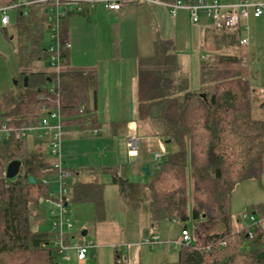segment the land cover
<instances>
[{
    "label": "trees",
    "instance_id": "16d2710c",
    "mask_svg": "<svg viewBox=\"0 0 264 264\" xmlns=\"http://www.w3.org/2000/svg\"><path fill=\"white\" fill-rule=\"evenodd\" d=\"M46 9L47 4L42 3L19 6L12 24L14 33L8 25L1 27L5 38L13 42L20 67L15 83L23 84L24 91L15 97L9 92L0 95V125L18 128L36 122L46 106L59 109L63 126L78 123L95 128L96 71L68 67L67 57L58 75L39 63L47 57ZM75 14L88 16L86 5L65 10L61 17L63 41ZM242 26L216 31L213 48L242 45ZM55 78L58 87L52 93L48 85ZM196 79L193 87L190 76L180 69L173 42L155 39L153 55L138 62L132 122L137 135L169 140L175 149L154 168L147 186L108 168L110 183L117 186L127 205L145 197L153 223L176 220L187 229L186 222L191 220L196 226L204 221L209 226H223L221 231L199 232V241L180 245L178 259L164 264H264V228L258 221L234 228L229 202L240 182L260 181L264 176V98L243 76L236 55L213 54L202 61ZM45 83L48 85L43 86ZM30 141L13 135L6 143L0 141V264H59L49 227L32 228L35 221L41 223L39 210L51 191L43 180L53 170L48 156L32 148ZM12 160L20 161L19 173L4 177ZM68 170L71 175L77 173ZM104 187L99 179L76 180L69 185L68 201L91 202L95 215L101 217ZM114 254V264H126L116 247Z\"/></svg>",
    "mask_w": 264,
    "mask_h": 264
},
{
    "label": "crops",
    "instance_id": "0c3cea01",
    "mask_svg": "<svg viewBox=\"0 0 264 264\" xmlns=\"http://www.w3.org/2000/svg\"><path fill=\"white\" fill-rule=\"evenodd\" d=\"M6 1H9L8 4H10L15 0H0V3ZM32 1L46 4L42 2L43 0ZM154 1L157 2L127 3L119 11L107 9L103 2L90 5L84 3L88 16L75 14L69 20L67 41L70 44V49L67 52V62L65 63L71 68L96 71V118L98 121L95 128L82 126L78 123L63 126V130L68 129L69 131L91 129L94 132L96 130L92 136L96 138L94 143H97L96 147H98L97 157L91 158L90 165L77 163L73 167L67 164L66 157L67 153L71 155L67 138L73 136L74 132H64L62 147L66 153L64 155L65 166L67 165V168L77 172L74 176L78 175L72 183L76 180L100 179L102 174L109 177L107 182L110 183L111 175L107 169H116L113 165H115V161H118V158L121 161L127 160L126 165L128 167L127 169L122 167V171L124 177L127 175L125 178L128 179L129 173H132L131 170L129 171V166H132L129 159L137 158L135 164L141 166L148 162L149 158L141 152L138 156H129L125 140L129 132L135 131L137 133L136 124L132 122L133 117L129 120V95L132 98L130 108L133 116L138 62L141 58L153 55L144 53H149L150 50L154 53L155 39L173 42L178 61L183 68L180 69L185 73H189L187 70L192 59L188 54L184 55L183 52L187 53L192 47L196 54L193 63L194 66L196 64L195 68L198 71L194 76L195 79L200 72L202 61L209 59L213 54L224 53L238 56L243 76L264 98V15L254 17L250 14L243 21L240 35L247 39L246 44L215 50L213 41L216 31L210 26L208 19L202 17L200 23L193 24L187 11L179 10L173 17L161 4L163 1L172 0ZM219 1L235 3L240 0ZM247 1L264 3V0ZM14 10L16 11V9ZM92 35L95 40L96 54L93 61L91 57H86L88 54L86 39L91 38ZM46 37L48 39V33H46ZM47 45L44 43V46ZM64 141L65 143H63ZM34 142L36 144L35 149L46 151L45 144H40L35 140ZM132 170L134 172V168ZM118 174L122 175L121 173ZM87 233L88 231H86ZM200 237L198 235L195 238L199 241ZM168 244L170 245V243ZM100 245H102L101 242L87 253L86 264L89 257H97L103 254V248ZM123 259L126 264L135 262L133 256L124 255V252ZM75 261L79 264L76 258Z\"/></svg>",
    "mask_w": 264,
    "mask_h": 264
},
{
    "label": "rangeland",
    "instance_id": "374dc122",
    "mask_svg": "<svg viewBox=\"0 0 264 264\" xmlns=\"http://www.w3.org/2000/svg\"><path fill=\"white\" fill-rule=\"evenodd\" d=\"M9 1L5 3H0V5H7ZM7 14L9 16L8 30L11 33H14L12 24L16 20V11L14 9H8ZM1 17V15H0ZM0 23V95L9 92L12 97L17 96L19 93L24 91L23 84L15 83V76H17L20 67L17 64L16 58L14 56V45L12 41H9L2 33ZM45 42L48 44V39L45 37ZM86 50L88 54L86 57H91L92 61L95 58V40L93 35L91 38L86 39ZM46 47V46H45ZM144 54H153V51L150 50L149 53ZM184 55L190 56L192 59L189 64V69L186 73L191 78V85L194 87L197 84V79L194 78L198 71L194 66L193 59L196 56L195 50L190 47L188 52H183ZM144 56V55H143ZM196 59V58H195ZM39 63L42 65L44 70L50 69L48 64L47 57H43L42 60H39ZM180 68L182 66L180 65ZM183 69V68H182ZM48 85V83L43 84V86ZM131 95H129V120L132 118L131 105ZM135 103V98H134ZM135 107V104H134ZM103 130V129H102ZM69 131L68 129L64 132ZM74 132L73 136H69L67 139L70 154L67 153L66 162L69 166L73 167L77 163L90 165L91 158L97 157V143H94L96 138L93 135L91 129L80 130L77 129ZM139 138V152L146 155L149 158L148 162L150 164V171L153 173L155 166H157L160 161L153 160V152L160 151L162 158L166 157L170 152L175 148L172 143H165L164 140L152 138V151L151 153L145 152L146 148V137L138 134ZM63 141V140H62ZM31 142V141H30ZM38 142V141H36ZM45 139H41L38 143L44 144ZM65 143V141L63 142ZM31 147H36L34 141L31 143ZM62 153H64L62 147ZM130 156V155H129ZM49 160L52 158L49 156ZM65 160V159H63ZM137 158L129 159L131 162V167L129 166V180L137 183H141L144 186H147L152 175H146L142 171L141 165L135 164ZM127 160L118 158V161H115V170L118 173H121L124 177L122 167L127 169ZM146 163V164H147ZM67 166V165H66ZM72 175L70 184H72L74 178H77L78 175ZM89 176V174H88ZM101 178L99 181L105 182L104 187V215L99 217L95 215V209L91 202H73L68 201L67 208L69 211L71 223L73 226L74 234L71 239L70 244L74 243L84 244L85 241L91 240L94 244L102 243L103 254L97 257H89L87 264H114L115 258V246H122L124 255L133 256L135 262L133 264H164V262H174L178 259V250L180 245L177 241L180 239V233L182 229V224L176 220H160L158 223H153L151 221L148 210L146 209L147 199L144 197L141 201H135L126 204L124 198L119 194L118 188L116 185L108 183L106 175H100ZM99 176V177H100ZM127 176V175H126ZM125 176V177H126ZM53 178V175L50 176ZM80 179H83L79 177ZM53 181V180H52ZM191 179L188 180V200L191 204ZM52 188L57 190L56 182H52ZM230 211L233 219V227L237 228L242 225H250V221L240 220L239 216L243 212H250L255 215L256 220L259 222V225L264 228V176L261 180L249 179L240 182L232 192L230 199ZM51 206L46 203L43 204L39 210V215L41 216L39 223L35 221L32 228L37 230H46L48 228V210ZM187 228L190 232L192 242H197L196 236L199 235V232H216L223 230V226L218 223V225L209 226V224L204 221L202 224L196 226L192 221L186 222ZM198 227V229H197ZM86 230L88 233L83 236L82 232ZM149 237H158L163 243L160 245L149 246L143 241ZM170 243V245L168 244ZM174 247H173V246ZM127 247V248H125ZM118 250V249H117ZM119 251V250H118ZM69 260H62L58 256L59 264H77L75 261L76 253L75 250L71 247L68 249Z\"/></svg>",
    "mask_w": 264,
    "mask_h": 264
},
{
    "label": "built area",
    "instance_id": "2783aa9c",
    "mask_svg": "<svg viewBox=\"0 0 264 264\" xmlns=\"http://www.w3.org/2000/svg\"><path fill=\"white\" fill-rule=\"evenodd\" d=\"M47 5V22H48V39L46 46L48 64L50 71L58 75L64 67L66 54L70 49L69 42L63 41L61 38V17L66 9L80 10L83 3L94 4L97 2L105 3V7L109 10L119 11L124 4L134 2H157L154 0H43ZM32 0H15L7 5H0V23L5 26L9 24L8 9H16L19 6H29L35 4ZM159 3V2H158ZM166 7L171 16H176L179 10L188 12L190 21L193 24L200 23L202 17L209 20L213 30L219 32L222 29H236L243 25L251 14L254 17L264 15V3H251L247 0H240L235 3H222L219 0H172L161 2ZM241 44H246L247 39L241 38ZM58 87L57 79L50 81L48 90L52 93ZM44 114L36 122L24 123L18 128H11L5 124L0 125V141L8 140L12 135L15 138L27 137L31 140L40 141L45 139L44 143L46 151L44 152L51 160V169L53 170V178L44 179L49 183L51 191L49 197L44 200V204L48 203L51 208L48 210V227L51 231V246L54 253L62 260H69L68 249L71 247L75 250L76 260L79 264H86L87 253L96 247L93 241L87 240L84 244H70L73 238L74 230L71 223L69 211L67 208L68 191L71 180V173L65 166L64 155L62 153V140L64 135L62 117L59 109H49L42 107ZM96 130H94V133ZM152 138L158 140V137H146V147L148 152L152 151ZM160 140V139H159ZM158 140V141H159ZM127 153L130 156H138L139 154V138L135 131L129 132L125 140ZM162 155L160 151L153 152V160L161 161ZM159 164L155 166L158 168ZM3 176L6 177V171ZM56 182L57 190L52 188V182ZM241 220H249L250 225L257 223L255 215L252 213H242ZM250 234V232H249ZM145 244L149 246L160 245L163 243L158 237H149L144 239ZM179 245H188L192 242L191 235L186 228L181 229L180 239L177 241ZM222 245L225 243L222 242ZM122 255V246H115ZM127 248V247H125Z\"/></svg>",
    "mask_w": 264,
    "mask_h": 264
},
{
    "label": "water",
    "instance_id": "95a60500",
    "mask_svg": "<svg viewBox=\"0 0 264 264\" xmlns=\"http://www.w3.org/2000/svg\"><path fill=\"white\" fill-rule=\"evenodd\" d=\"M24 85H27V77H24ZM4 143L8 142V140H4ZM166 143L169 142V140L165 141ZM20 161L19 160H12L7 164L6 167V177L7 178H13L14 176H16L19 173L20 170ZM142 171L146 174V175H151V171H150V164L147 163L142 167ZM32 180V178H31ZM82 235L85 236L86 235V231L82 232Z\"/></svg>",
    "mask_w": 264,
    "mask_h": 264
}]
</instances>
